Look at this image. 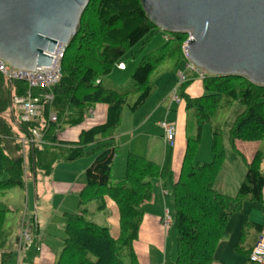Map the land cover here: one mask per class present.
<instances>
[{
  "label": "trees",
  "instance_id": "1",
  "mask_svg": "<svg viewBox=\"0 0 264 264\" xmlns=\"http://www.w3.org/2000/svg\"><path fill=\"white\" fill-rule=\"evenodd\" d=\"M159 32L147 18L141 0H90L79 32L67 48L61 82L51 91H32L43 106L41 117L33 122L22 121L15 108L11 112V99L26 96L27 84L17 81L10 85L0 73V195L13 188H25L26 181L38 175L49 177L59 163L96 157L85 174L86 187L79 197V212L66 215V237L56 264H138L134 245L156 179L173 195V217L178 231L177 257L165 264H213L219 244L229 236L227 226L232 216L242 212L246 201L264 207L263 151H257L247 162V174L235 197L216 189L227 156L220 128L213 130V160L193 162L204 126L214 121L220 109L234 103L244 108L230 131L229 144L234 151L243 156L237 149V141L264 140V86H256L242 76H206L201 80L205 93L197 98L187 94L198 79L196 75L186 77L180 84L179 98L184 101L186 112H192L196 134L194 137L187 134L177 180L173 171L133 153L127 156L126 175L117 181L112 179L117 156L114 140L124 108L127 106L136 113L152 98L155 85L151 77L162 63L186 62L182 46L188 35L170 34L163 46L144 56L132 74V89L107 86L104 79L116 66L126 65L129 53L131 59H136L139 51L133 49L139 44L147 46ZM47 94L54 96L53 101L44 98ZM134 95H137L135 103L129 104ZM97 105L108 107L104 124L83 131L77 141L60 140L59 136L67 129L81 127ZM52 113L57 117L56 123L49 120ZM34 132L43 133L46 144H28L25 157L21 140L30 139ZM108 200L118 209L117 237L110 228L89 219L90 206L95 203L97 212H105ZM9 212V208L0 204V251H5L10 243L11 233L6 228ZM34 226L30 224L31 228ZM256 226L260 227L247 220L236 246V252L248 259L256 244L249 250L243 244L249 229ZM12 255L3 252L2 263Z\"/></svg>",
  "mask_w": 264,
  "mask_h": 264
},
{
  "label": "water",
  "instance_id": "2",
  "mask_svg": "<svg viewBox=\"0 0 264 264\" xmlns=\"http://www.w3.org/2000/svg\"><path fill=\"white\" fill-rule=\"evenodd\" d=\"M90 0H0V58L14 69L50 67L77 36ZM149 21L191 34L187 59L212 77L264 86V0H141ZM11 112L13 102L11 100Z\"/></svg>",
  "mask_w": 264,
  "mask_h": 264
},
{
  "label": "crops",
  "instance_id": "3",
  "mask_svg": "<svg viewBox=\"0 0 264 264\" xmlns=\"http://www.w3.org/2000/svg\"><path fill=\"white\" fill-rule=\"evenodd\" d=\"M119 70L122 72L124 71L121 69ZM190 76L193 75L190 74ZM179 86L180 85L175 84L172 86V89L169 92L166 91L164 93V97L166 96L171 97V104L168 106V108H166V110L163 109L162 106V102L165 100L164 99L160 104L157 105L153 104L154 106L153 109L151 108L148 114L145 117H143V119L135 120L131 118L129 124H125L124 128H121L122 126H120L114 140V144L117 148V156L115 158L112 168V171L114 172V170L118 167L119 175L118 177H116V179H114L113 178L114 173H113L112 174L113 180L117 181L124 177L123 163L130 153L145 157L149 161L155 162L161 165L163 168H167L173 171L175 175V179L177 180L179 178L185 156L186 146H187L186 127L188 125L186 105L184 101L181 100L180 98L178 101L174 100V92L175 90H178ZM204 93L205 92L203 89V84L199 79L194 80L193 84H191V86L187 90V94L192 98L200 97L204 95ZM175 105L176 108H174ZM137 113L138 112L133 113L134 114L133 116H135V114ZM160 113L162 118H160V120H157L156 117ZM107 115H108V107L105 105H97L89 112L88 116L86 117L85 123L81 127L67 129L64 132V134L59 136L60 140L77 141L83 131L104 124L107 120ZM173 116L175 119L173 118ZM165 119L170 120L176 123L177 125V137H176V144L174 147H170L164 140V132L160 127V122ZM151 122H153V126L155 128L157 127L159 128V130H161V134L159 133L160 136L158 139L161 141V145L163 147V149L161 150V154L159 150L160 142L157 141L155 134L150 133L152 130L150 125ZM137 135L139 137H136ZM140 140L142 141L140 144H138ZM167 146L170 148L169 149L170 152L166 151ZM120 149H121V155L118 156ZM91 157L93 156L85 157L88 158L87 161H81L83 159L82 158L78 161L73 162V164L74 163L79 164V166L72 167L74 165H70L69 168H78L76 173L72 172V176H70L68 179H62L64 176L63 177L61 176L59 178L57 177V180L54 181L52 186L50 185L51 187L50 190H52V192L63 195V200L58 206L59 211L61 210V208L66 207V204L69 201H71L69 206L77 209L74 213L64 212L63 214L64 220L63 222H61L62 224L59 223L61 232L59 231L58 235L52 233L55 230L52 229L53 227L51 228V225H48L43 228V225L45 224V217H47L46 216L47 214H44V209L42 205L40 206L41 207L40 214L36 210V213L33 216L30 215V211L28 209L30 208L29 205L30 200H29V204H27V210H28L27 219L29 223V229L32 234V240L29 244L28 249L23 253V255L16 257L17 262L15 264H56L57 263V260L63 249V240L66 237L65 225H64V223L66 224V215L76 214L79 212V207H78L79 204L76 203L77 200L75 202V199L73 200L70 199L69 201L68 199L73 198L74 196H78L79 198L80 194L85 189L86 187L85 174L87 169L94 162V161L92 162L93 158ZM244 158L247 164V162L249 163L252 160L253 156L252 157L246 156ZM56 166L54 168L53 173L47 178H51V177L54 178V176H56L55 175L56 173H54L55 169L57 168ZM262 170L264 171V164L262 165ZM43 177L44 176L42 175H38L26 182L27 189H28V185L31 183L34 186L33 198L35 196V204L36 201L38 200L40 201L39 186L43 181L42 180ZM153 184H154L153 197L150 202L145 203L144 206L145 216L142 223L140 236L138 241L134 245V250L137 256L138 264H165L166 261L171 260L170 257L172 258V255L168 254L170 249H172L171 246L168 247V243L170 241L169 239L172 238L171 237L172 224L169 227V229L166 230L162 225V219L165 216L166 210H169V208H167L169 204V200H171V203H173L172 205L174 207L173 195L163 189L160 180L158 179L154 180ZM166 192H168L169 195L166 196L165 194ZM73 201L75 202V204H73ZM79 203H80V199H79ZM248 206H249L248 210L250 208H253L251 207L252 205H248ZM51 207L52 210H55L54 205H52ZM259 209L260 211H258L256 217L254 218L249 217L248 219H245V217L240 216L234 221L232 220L229 221L227 226V231L230 230V226L235 225L234 226L235 236L237 238H235V236L231 237L233 239L232 243L227 244V241L231 239L230 234L228 233L229 234L228 238L225 241H222L217 248L215 254V261L213 264H243L241 259L238 258V254L249 260L245 255L236 252V246L241 240L242 228L247 220H249L251 223L259 225L260 227L257 228L256 226L249 229L248 231L249 233L245 238V243L243 244V246L246 249L248 250L251 249V247H253L257 243L259 237L261 235H264V207L261 204H259ZM11 210L16 211L17 209L13 207ZM107 210L109 214L108 220H106L109 225L108 228L114 227L119 229L118 209H114V207H112L111 200H108ZM18 212L21 218L19 222V230L14 237L15 242L14 240L11 242L14 243L15 249H17V245L19 241V234H20L22 214H23L21 209H18ZM49 217L50 215L47 218ZM32 220L34 222L33 224L31 222ZM92 222L94 221L92 220ZM30 224L31 226L35 225L34 228H31ZM229 245H232V249L236 252L234 255H232L231 253L227 254V249L229 248ZM230 252H231V248H230ZM12 253L14 254V252ZM2 254L3 253L0 254V264H3ZM12 256L10 257V259L12 258Z\"/></svg>",
  "mask_w": 264,
  "mask_h": 264
},
{
  "label": "rangeland",
  "instance_id": "4",
  "mask_svg": "<svg viewBox=\"0 0 264 264\" xmlns=\"http://www.w3.org/2000/svg\"><path fill=\"white\" fill-rule=\"evenodd\" d=\"M167 36H170L169 33L166 32H159L155 35L153 40L147 45V46H142V44L137 45L133 51L139 53L136 55V59H131V54H128V58L125 61L127 71H120L119 67L116 66L114 68L113 73L108 76L107 78L104 79V84L107 86H116V88H119L123 90L122 88L130 90L133 87V82H132V74L134 73L135 69L141 62L142 58L161 46H163L166 43V38ZM186 43V42H185ZM184 43V44H185ZM182 55L185 57V52H184V45L182 46ZM191 70L188 69V65L186 64L185 61H182L180 63L175 64L174 61L168 60L164 63H162L159 68L156 70V72L152 75L151 81L155 85V92L152 96V98L138 111L135 116L134 114L129 110V108L126 106L123 111V120H122V127L124 128L125 124H129L130 119H135V120H141L143 117H145L149 110L152 108L153 109V104L157 105L162 102L163 109L166 110L168 106L171 104V97H164V93L167 91L169 92L172 89L173 85H180L182 83L181 77L184 75L186 77L190 76ZM137 99V95H134L130 97L129 99V104L135 103ZM176 108V105L175 107ZM164 111V110H163ZM162 111V112H163ZM161 112V113H162ZM244 112V108L239 104V103H234L231 107L226 108L223 107L220 109L218 114L215 116L214 121L211 124H207L203 128L202 132V137L200 141V146L199 149L196 152V156L194 157V164L197 163H210L213 160V153L211 150L212 147V142H213V130L215 128H220L223 134V139H224V145L226 148L227 156H226V162L224 163V167L222 169V172L219 175L217 184H216V189L220 191L221 193L235 197L239 191V188L244 181V178L247 174V165L245 162L244 157H252L257 151H263L264 152V140L262 141H257V142H246V141H237L236 145L238 147V150L242 153L243 156L238 155L234 149L231 147L229 144V136H230V131L233 125L235 124L237 118ZM161 113L156 117L157 120H160ZM175 116V115H174ZM173 116V118H174ZM7 117V116H6ZM9 118V116H8ZM175 119V118H174ZM187 124L188 126L186 127V133L194 137L196 134V122L195 119L192 116V112H187ZM151 125V134H155L157 141L160 142V154L161 150L163 149L161 145V141L159 139V133L161 134V130L159 128H155L153 126V122L150 123ZM118 132V131H117ZM136 137H139L138 135ZM142 140L138 142V144L141 143ZM170 148L167 146L166 151L170 152ZM159 152V151H158ZM25 157L26 154L24 153ZM121 155V149L119 150L118 156ZM92 162L95 160V156L91 157ZM88 158H83L81 161H87ZM126 162L127 158L125 159L123 165H124V175H126ZM28 161L26 162V167H28ZM70 165H74L72 167H77L79 164H73V162H62L58 164L55 169L56 173L54 178H47L43 177L42 182L40 184V191H39V197L40 201H36L35 204V196L33 198V192H34V186L33 184L28 185V189L26 188H13L5 193L0 195V204L6 206L9 208L10 212L8 214V221L6 228L10 231L11 233V238H10V243L5 249V252H14L13 256L11 259H9L6 263L7 264H15L17 262V256L18 252L17 249L14 247V243H11L13 240L15 242V235L18 233L19 230V222H20V216L18 209H21L23 214H22V221L24 218H27L28 215V210H27V204H29L30 200V215H34L37 212L40 214L41 213V205L43 206L44 209V214H47L46 216L49 218L45 217V224L43 225V228L51 225V228L55 230L52 233H55L58 235V232L60 230L59 223L63 222V214L64 212H69V213H74L77 209L74 207H70L71 201L70 199L73 200L75 199V202L77 200V204H79V198L78 196H74L73 198H69L66 204V207L61 208V210H58L59 204L63 200V195L62 194H57L55 192H52L50 185L54 183L55 180H57V177H63L62 179H68L70 176H72V172L77 171L78 168H69ZM114 170V169H113ZM119 168L117 167L114 172L112 171L113 178L116 179L118 177ZM112 178V179H113ZM73 201V204H75ZM112 207L114 209L116 208V205L113 201H111ZM173 203H171V200H169L168 207L169 210L171 211V217H172V238L169 239L168 247L171 246L172 249L168 252V254L172 255V258L170 257L171 260H175L177 257V239H178V231L174 223V217H173ZM52 205L55 206V210H52ZM248 205H252L249 208ZM17 209L16 211H12V208ZM79 207V205H78ZM24 208V210H23ZM256 208V209H254ZM59 211V212H58ZM90 215L89 219L93 220L95 223H98L102 226L109 227L108 223L106 220H108V210L106 212H97L96 211V205L95 203L90 206ZM260 211L259 209V204L257 203H251L246 201L243 206V211L242 213H236L232 216L231 220L234 221L238 217L243 216L245 219H248L249 217H256V214ZM250 215V216H249ZM245 221V220H244ZM27 222V219H26ZM232 223V222H231ZM62 224V223H61ZM65 225V223H64ZM22 222H21V228H20V234H19V241L21 240V237H23L24 229L22 228ZM235 225L230 226V230H228V233L230 234V238L235 236ZM111 233L114 237L118 236L119 229L110 227ZM252 232V231H251ZM239 236V235H238ZM252 236V235H251ZM235 238H237L235 236ZM232 238L227 241V244L232 243ZM19 241L17 248L19 246ZM231 248V252H230ZM28 249V246L26 247L25 251ZM3 253V251H0V254ZM231 253L234 255L236 252L232 249V245H229V248L227 249V254ZM238 258L241 259L243 264H251L249 260H247L245 257L241 256L238 254Z\"/></svg>",
  "mask_w": 264,
  "mask_h": 264
},
{
  "label": "built area",
  "instance_id": "5",
  "mask_svg": "<svg viewBox=\"0 0 264 264\" xmlns=\"http://www.w3.org/2000/svg\"><path fill=\"white\" fill-rule=\"evenodd\" d=\"M192 41L191 34L188 35V39L184 44L185 57L187 59V47ZM66 45H60L56 52L50 54L52 57V65L50 67H44L36 69L35 71H25L20 69L12 68L8 63L4 62L0 58V73L4 78L9 82H23L28 86V93L23 97H14L13 105L15 109L21 114V120L24 122H33L39 119L43 112V106L41 99L39 97L33 96V90H49L56 85H58L62 80V63L65 58L67 51ZM188 69L192 73L197 75L201 80L206 77V73L203 70L198 69L196 66L189 62ZM182 80H185V77H181ZM48 101H53L54 96L52 94H47L44 97ZM174 100H179L177 91L174 92ZM51 123L57 122V117L55 114H51L49 117ZM160 127L164 132V140L170 146L174 147L176 142L177 127L175 123L170 122L169 120H164L160 123ZM21 143L25 148L28 144L33 145H45L46 141L44 140L43 133L34 132L30 139H23ZM25 156V155H24ZM166 196L168 193H165ZM172 223L169 210H166L165 216L163 218V226L165 229H169ZM22 228L24 229L23 237L19 241L18 253L23 254L28 244L31 242V233L28 230V225L26 224V218L23 219ZM251 264H264V235H261L253 248L251 255L249 257Z\"/></svg>",
  "mask_w": 264,
  "mask_h": 264
}]
</instances>
